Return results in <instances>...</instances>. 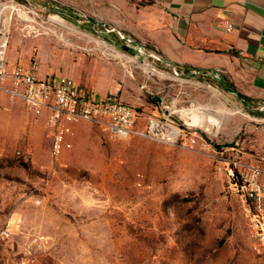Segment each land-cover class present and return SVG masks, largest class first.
<instances>
[{"label": "rangeland", "instance_id": "374dc122", "mask_svg": "<svg viewBox=\"0 0 264 264\" xmlns=\"http://www.w3.org/2000/svg\"><path fill=\"white\" fill-rule=\"evenodd\" d=\"M59 1L68 6L61 15L25 2L36 14L10 9L0 25L7 44L32 40L28 62L52 77L67 74L95 97L117 92L143 116L167 117L199 137L193 146L109 138L79 120L53 156L41 116L0 83V228L12 233L0 238V264H17L23 245L34 264H264V201L256 209L228 173H251L233 161L259 165L264 197V115L239 99V76L226 68L176 74L142 46L116 50L87 33L85 15L113 20L132 37L141 1Z\"/></svg>", "mask_w": 264, "mask_h": 264}, {"label": "crops", "instance_id": "0c3cea01", "mask_svg": "<svg viewBox=\"0 0 264 264\" xmlns=\"http://www.w3.org/2000/svg\"><path fill=\"white\" fill-rule=\"evenodd\" d=\"M138 1L141 2L134 6L132 16V37L121 31V25L113 20L105 21L102 17L95 19L85 15L87 33L107 41L116 50L122 48L123 44L142 46L146 50L145 56L159 54L160 66L171 69L176 74L180 68L189 72L207 68L210 75L216 76L221 68L231 70L240 79L244 99H239L243 103L254 100L260 105L259 110L264 115V0ZM23 2L25 0H0V6L4 5L0 9V25L2 18L4 20L8 17L10 8L14 9ZM27 3L34 11L52 9L60 15V12L68 8L67 4L64 5L59 0H28ZM115 7L120 10L119 6L114 5L113 9ZM69 10L72 11V7ZM227 26L231 28L227 29ZM95 27L98 29H94ZM31 43L32 40L27 39L20 43L19 40L8 39L6 69L18 67L24 71H33L39 78L57 80L60 75L52 77L37 65V61L28 62ZM134 50L132 48L130 52L133 53ZM136 56L132 55V58L135 59ZM135 83V88L139 91L143 83L140 86ZM76 88L82 96L89 99L121 100L117 92L110 91L103 97L101 93V96L95 97L94 91L86 86L78 87L76 84ZM227 90L231 91L230 88ZM139 114L143 117L142 113ZM78 121L79 119L71 123ZM36 123H40L43 128L44 115Z\"/></svg>", "mask_w": 264, "mask_h": 264}, {"label": "built area", "instance_id": "2783aa9c", "mask_svg": "<svg viewBox=\"0 0 264 264\" xmlns=\"http://www.w3.org/2000/svg\"><path fill=\"white\" fill-rule=\"evenodd\" d=\"M27 1L25 0V3ZM25 3L20 6L29 9ZM28 11L36 14L31 9ZM230 28L227 26V29ZM126 39L129 40V37ZM108 46L113 48L112 44ZM6 47L7 36L0 28V83L2 86L8 85L7 90L10 95L19 98L29 112L38 117L44 115L45 136L50 141L53 156H58L63 151L66 145V133L70 131V123L78 119L94 123L109 138L145 136L168 143L180 141L193 146L199 137L197 129H191L167 117L164 119L153 116L142 117L135 107L119 99L93 100L84 97L68 75H60L57 80H51L39 78L33 71H24L18 67L7 70ZM140 119H143V122H140ZM229 167L251 169V173L247 175L233 168H230L228 173L232 188L246 199L255 201L256 209L260 208L264 201L263 191L256 180L261 171L260 166L233 161ZM260 228L263 229L261 226ZM8 237H12L10 228L1 227L0 238ZM23 247L17 264H34V250L30 246L23 245Z\"/></svg>", "mask_w": 264, "mask_h": 264}, {"label": "bare ground", "instance_id": "6f19581e", "mask_svg": "<svg viewBox=\"0 0 264 264\" xmlns=\"http://www.w3.org/2000/svg\"><path fill=\"white\" fill-rule=\"evenodd\" d=\"M11 9V8H10ZM11 11V10H10ZM4 13V12H3ZM11 15V14H10ZM11 17V16H10ZM5 19H6V17H5ZM7 20V19H6ZM3 23V22H2ZM4 25L5 26H8V22L7 21H5V23H4ZM6 28V27H5ZM205 120H206V122H207V124L208 125H213V122L212 121H210L208 118H205ZM212 122V123H211Z\"/></svg>", "mask_w": 264, "mask_h": 264}, {"label": "water", "instance_id": "95a60500", "mask_svg": "<svg viewBox=\"0 0 264 264\" xmlns=\"http://www.w3.org/2000/svg\"><path fill=\"white\" fill-rule=\"evenodd\" d=\"M128 46H129L128 44H123L124 49H128Z\"/></svg>", "mask_w": 264, "mask_h": 264}, {"label": "trees", "instance_id": "16d2710c", "mask_svg": "<svg viewBox=\"0 0 264 264\" xmlns=\"http://www.w3.org/2000/svg\"><path fill=\"white\" fill-rule=\"evenodd\" d=\"M248 200V199H247Z\"/></svg>", "mask_w": 264, "mask_h": 264}]
</instances>
